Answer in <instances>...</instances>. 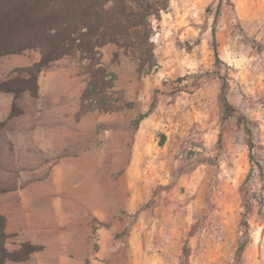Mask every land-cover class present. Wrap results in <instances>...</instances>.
<instances>
[{"label":"rangeland","instance_id":"obj_1","mask_svg":"<svg viewBox=\"0 0 264 264\" xmlns=\"http://www.w3.org/2000/svg\"><path fill=\"white\" fill-rule=\"evenodd\" d=\"M151 39L158 67L143 75L115 44L102 48L119 109L82 121L77 111L76 164L0 162V204L14 224L6 246L46 241L6 264H264V0H170ZM39 58L38 50L0 57V80ZM81 62L89 67L63 57L38 80ZM49 102L28 92L16 99L20 109ZM0 121L9 127L11 117ZM18 188L28 190L25 204L13 199ZM56 198L75 211L77 242H51ZM57 249L59 260L34 255Z\"/></svg>","mask_w":264,"mask_h":264},{"label":"trees","instance_id":"obj_2","mask_svg":"<svg viewBox=\"0 0 264 264\" xmlns=\"http://www.w3.org/2000/svg\"><path fill=\"white\" fill-rule=\"evenodd\" d=\"M170 0H0V57L38 50L40 58L17 68L15 76L0 80V91L12 93L9 116L22 112L16 99L25 92L38 96L39 74L53 62L79 55L89 62V81L81 94V108L91 111H115L113 89L115 74L101 65L100 49L115 44L137 63V72L147 74L158 67L154 53L153 20H160ZM97 66L90 72V67ZM225 111L231 110L222 91L219 95ZM140 113L135 124L152 110ZM129 105V104H127ZM0 121V128L4 125ZM6 219L0 213V264L6 260H25L40 246L28 241L15 249L6 246L9 235ZM244 243L239 249L244 247Z\"/></svg>","mask_w":264,"mask_h":264},{"label":"crops","instance_id":"obj_3","mask_svg":"<svg viewBox=\"0 0 264 264\" xmlns=\"http://www.w3.org/2000/svg\"><path fill=\"white\" fill-rule=\"evenodd\" d=\"M102 48L100 53H102ZM100 61L101 65L105 67L104 56L101 57ZM88 81L89 73H87L86 65L82 62L81 64H71L67 67L51 70L45 76L42 75L41 79L37 81L38 96L52 101L54 105L50 106L49 102V105L42 108H23L21 113L11 117L10 126L5 125L2 127L5 132V138L0 142V162L16 164L50 162L76 164L80 160L79 156H77V134H75L77 133V111L80 110L81 112L80 121L85 120L92 114L91 110L81 108V94L87 87ZM113 84L117 85L116 74ZM2 93L0 94V120L5 119L10 114L14 100L12 93ZM62 170H64L63 166H57L54 170V175L58 178L62 174ZM55 190H58V188L56 187ZM59 190L63 191L64 189L59 188ZM27 191L26 188H18L11 194L13 199L16 198L25 204L28 200L25 196ZM64 201L65 199L62 198L51 200L53 210L48 222L51 227H56L55 230H49V234L55 236V239L51 242L60 243L66 235L71 237V242H77V234H81L79 227L77 230V219L71 220L68 216L74 209H65L61 205ZM0 213L6 217L5 230L7 232L13 231V219L8 214L3 203L0 204ZM73 214L75 215V211ZM71 222L73 223L71 231L57 229L59 226L67 225ZM25 239L32 243L46 242L43 239L39 240L30 236H26ZM63 254V251L59 249L34 252V255H46L56 260L63 258ZM19 264L33 263L30 260H26ZM36 264L41 263L38 262ZM70 264H81V262L74 261Z\"/></svg>","mask_w":264,"mask_h":264},{"label":"built area","instance_id":"obj_4","mask_svg":"<svg viewBox=\"0 0 264 264\" xmlns=\"http://www.w3.org/2000/svg\"><path fill=\"white\" fill-rule=\"evenodd\" d=\"M124 240V239H123ZM124 244V243H123Z\"/></svg>","mask_w":264,"mask_h":264}]
</instances>
